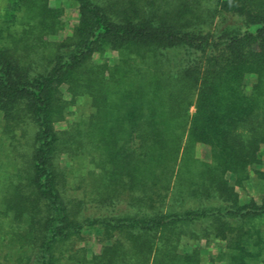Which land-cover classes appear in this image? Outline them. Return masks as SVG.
<instances>
[{"label":"trees","instance_id":"16d2710c","mask_svg":"<svg viewBox=\"0 0 264 264\" xmlns=\"http://www.w3.org/2000/svg\"><path fill=\"white\" fill-rule=\"evenodd\" d=\"M73 1L0 0V264H264V0Z\"/></svg>","mask_w":264,"mask_h":264},{"label":"rangeland","instance_id":"374dc122","mask_svg":"<svg viewBox=\"0 0 264 264\" xmlns=\"http://www.w3.org/2000/svg\"><path fill=\"white\" fill-rule=\"evenodd\" d=\"M51 6L57 8L61 7L63 9V16H62V22H63V28L60 30L59 33V39L62 37H65L72 33V29L76 25L78 21V10L77 5L73 0H50ZM105 57L109 59H114L117 57L116 53H106L104 55ZM102 56L96 55L94 57L95 61L100 60ZM72 111L80 113H88L89 108L88 105L84 103H79L75 107L71 108ZM195 107H192L190 109V113L194 114ZM71 118H73L71 116ZM56 128L58 130H62L66 128L65 122H59L56 124ZM235 131H242L243 134H245V130L243 128H239ZM207 151L202 150L200 151V155L202 157H206ZM260 156L262 159V163L258 166H254L256 169L261 170L264 172V146L262 147V150L260 151ZM60 164L61 166L65 167L68 165V159L65 155H62L60 158ZM250 177L247 181L243 183L241 186H237L236 189L240 194V197L242 200H247L250 198H255L259 200L261 195L264 193V177L262 178L257 173H255V170L250 168ZM72 194L74 192H71ZM75 194V193H74ZM106 239H104V236L101 235V233L96 232H86L82 239L75 240L73 242V250L72 255L74 254V258H71L69 261V264H77L78 261L76 257L82 258V257H88L91 258L94 254H100L102 251V248L105 244ZM198 246L201 248L202 252V264H223L221 261H218L220 255L222 254L224 248H225V241L218 240V239H208V240H202L200 243H197ZM72 246V245H71ZM188 246V247H187ZM19 245L18 243L15 244L12 248L4 246L3 249V255H0V260L4 257V254L6 252H9L13 254V251H16L18 249ZM194 247V244L192 241H190L188 238L184 239L181 248L189 250ZM71 254V252H70ZM71 255V256H72ZM68 257V255H66ZM6 258V257H5ZM5 264H10L6 263ZM62 264H67V260H63Z\"/></svg>","mask_w":264,"mask_h":264}]
</instances>
